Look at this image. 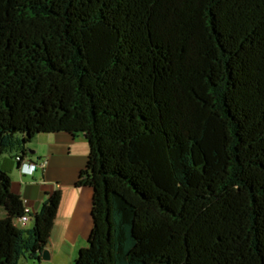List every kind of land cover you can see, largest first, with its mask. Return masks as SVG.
I'll use <instances>...</instances> for the list:
<instances>
[{"label":"trees","instance_id":"1","mask_svg":"<svg viewBox=\"0 0 264 264\" xmlns=\"http://www.w3.org/2000/svg\"><path fill=\"white\" fill-rule=\"evenodd\" d=\"M61 132L90 148L74 264H264V0H0V157ZM60 200L19 228L0 166V264L40 259Z\"/></svg>","mask_w":264,"mask_h":264},{"label":"crops","instance_id":"2","mask_svg":"<svg viewBox=\"0 0 264 264\" xmlns=\"http://www.w3.org/2000/svg\"><path fill=\"white\" fill-rule=\"evenodd\" d=\"M28 146L31 148L25 161L47 159V165L33 174H24L14 159V152L3 154L0 166L10 174L12 192L19 195L33 213L40 209L48 193L60 191L61 200L46 247L49 258L43 259L40 254L38 260L22 259L19 264H74L79 250L87 245L93 227V188L76 185L88 159V142L83 135L61 132L36 135ZM4 216L5 212L0 210V218ZM33 226V218L18 225L21 229Z\"/></svg>","mask_w":264,"mask_h":264},{"label":"built area","instance_id":"3","mask_svg":"<svg viewBox=\"0 0 264 264\" xmlns=\"http://www.w3.org/2000/svg\"><path fill=\"white\" fill-rule=\"evenodd\" d=\"M20 158L17 157L16 160ZM47 165V159H41L38 162H27L23 161L20 165V171L24 174H33L37 169H44ZM24 214L16 220L17 225H24L27 221L32 218V210L31 208L25 206Z\"/></svg>","mask_w":264,"mask_h":264},{"label":"water","instance_id":"4","mask_svg":"<svg viewBox=\"0 0 264 264\" xmlns=\"http://www.w3.org/2000/svg\"><path fill=\"white\" fill-rule=\"evenodd\" d=\"M42 257H43V259L49 258V251L47 248L42 251Z\"/></svg>","mask_w":264,"mask_h":264},{"label":"rangeland","instance_id":"5","mask_svg":"<svg viewBox=\"0 0 264 264\" xmlns=\"http://www.w3.org/2000/svg\"><path fill=\"white\" fill-rule=\"evenodd\" d=\"M27 147H28V148H27ZM27 147H26V148H27L28 150L31 148V147L29 148V146H27ZM33 155H34V154H33ZM33 155H32V156H33ZM2 163H3V161H2ZM19 226H20V224H19Z\"/></svg>","mask_w":264,"mask_h":264}]
</instances>
